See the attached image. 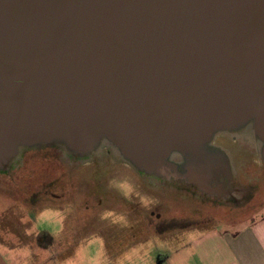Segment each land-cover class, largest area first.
<instances>
[{"label": "water", "instance_id": "obj_1", "mask_svg": "<svg viewBox=\"0 0 264 264\" xmlns=\"http://www.w3.org/2000/svg\"><path fill=\"white\" fill-rule=\"evenodd\" d=\"M221 134L264 162V0H0V170L105 140L141 176L227 201Z\"/></svg>", "mask_w": 264, "mask_h": 264}, {"label": "rangeland", "instance_id": "obj_2", "mask_svg": "<svg viewBox=\"0 0 264 264\" xmlns=\"http://www.w3.org/2000/svg\"><path fill=\"white\" fill-rule=\"evenodd\" d=\"M259 146L255 143L252 149L254 167L243 161L233 171L244 188L253 190L251 196L237 197L222 207L219 200H213V207L176 202L170 184L161 188L143 180L105 140L81 157L61 146L42 147L37 159L23 168L29 150L18 149L0 170V241L17 248L5 254L26 263L28 255L50 241L53 244L41 253L62 254V263L55 264H145L148 252L171 256L177 250L175 244L152 236L180 234L181 240L189 242L185 231L193 227L238 230L264 217V162ZM123 180L126 185H121ZM147 237L144 246L131 243ZM104 241L110 246L107 249Z\"/></svg>", "mask_w": 264, "mask_h": 264}, {"label": "crops", "instance_id": "obj_3", "mask_svg": "<svg viewBox=\"0 0 264 264\" xmlns=\"http://www.w3.org/2000/svg\"><path fill=\"white\" fill-rule=\"evenodd\" d=\"M185 232L189 238L191 237L189 242L181 240L180 234L170 238L152 236V239L153 237L157 239H153L155 241L161 240L167 242V245L168 242L175 244L173 246L177 247V250L171 256L148 252L145 264H264V217L238 230L228 228L221 230L213 225L202 229L193 227ZM149 238L131 243L135 246H144ZM52 244L50 241L44 243L39 252L28 255L25 263L20 261L19 257L7 256L6 251L17 248H9L0 241V264H55L59 261L62 263L64 260L62 254L49 256L41 253ZM104 245L106 249L110 247L106 241Z\"/></svg>", "mask_w": 264, "mask_h": 264}, {"label": "flooded vegetation", "instance_id": "obj_4", "mask_svg": "<svg viewBox=\"0 0 264 264\" xmlns=\"http://www.w3.org/2000/svg\"><path fill=\"white\" fill-rule=\"evenodd\" d=\"M213 143L215 145L219 146L220 148H222L226 152L233 171H235V169L239 170L237 168V163L238 162L243 163V161L244 162L248 161V164L251 167H254L253 163H251V162H255V159L251 155H255V154L252 151L251 147L248 146L247 144H245V142L242 143L240 141H236L235 139L231 138L228 135L221 134V135H217L215 137ZM38 149H40V148H34V149L29 150L28 156L23 159L22 168H23V166H26V167L29 166L32 159H37L36 155H37ZM69 160L73 163H79V161H80V159H69ZM143 180H147L149 182H156L159 187L167 188V186L163 182H159V181L147 178V177H145ZM247 180H248V184H249V182H251L250 181L251 179H247ZM253 180H255V179H253ZM65 185L68 186V184H65ZM121 185H126V181L123 180ZM170 188L175 193L174 195L177 198L176 199L177 201L175 200L176 202H179L182 200H187V202H190L191 204L199 203L200 206L206 207V206H211L213 200H219V199H217L218 196H216L215 194L213 195V194L208 193V192L203 193V192L199 191L197 188V185L196 186H194V185L193 186L192 185H181L178 183L177 185H170ZM228 190H230V193L228 195L231 197L227 201L219 200L220 203H218V205L220 207L224 206L223 204H225V203L235 202L234 200L237 199V197H243V196L247 197V196H251V194H252L251 193L252 189H249L248 186H246L244 188L242 178L239 175H237V176L234 175V180L232 181ZM217 191H219V190H217ZM182 194L185 195V197H182L181 196ZM49 196H52V195H49ZM99 200H101V199H99ZM99 200L97 202H98V204H101V201H99ZM211 207H213V206H211ZM88 208H90V207L86 206L85 212L89 211ZM92 208H94V206Z\"/></svg>", "mask_w": 264, "mask_h": 264}]
</instances>
